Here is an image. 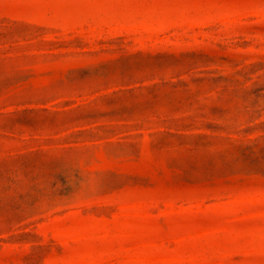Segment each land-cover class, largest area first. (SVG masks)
<instances>
[{
    "label": "rangeland",
    "instance_id": "obj_1",
    "mask_svg": "<svg viewBox=\"0 0 264 264\" xmlns=\"http://www.w3.org/2000/svg\"><path fill=\"white\" fill-rule=\"evenodd\" d=\"M0 264H264V0H0Z\"/></svg>",
    "mask_w": 264,
    "mask_h": 264
}]
</instances>
